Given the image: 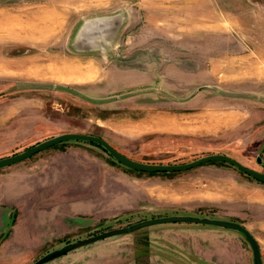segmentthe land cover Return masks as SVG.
Segmentation results:
<instances>
[{"label":"rangeland","instance_id":"374dc122","mask_svg":"<svg viewBox=\"0 0 264 264\" xmlns=\"http://www.w3.org/2000/svg\"><path fill=\"white\" fill-rule=\"evenodd\" d=\"M7 22L0 156L77 131L140 161L220 152L264 172V0H0V26ZM172 213L238 221L264 264L263 182L218 160L133 170L82 140L0 167V264H28L77 237ZM173 248L185 252L161 257L252 264L238 231L187 221L105 237L44 264H79L82 255L148 264L152 252Z\"/></svg>","mask_w":264,"mask_h":264},{"label":"water","instance_id":"95a60500","mask_svg":"<svg viewBox=\"0 0 264 264\" xmlns=\"http://www.w3.org/2000/svg\"><path fill=\"white\" fill-rule=\"evenodd\" d=\"M67 140H82L87 142H93L101 146L114 160L133 170L148 171V172L183 170L198 165L202 162H206L210 160H218L229 163L235 166L238 170L249 175L250 177L264 183V172L246 166L243 163H241L239 160L232 158L224 153H220V152L208 153L202 156H198L192 160L179 162V163H151V162L136 160L126 156L125 154L115 149L107 140L96 134L77 132V131H64V132L56 133L54 135L41 139L35 143H32L31 145L27 146L22 150H19L17 152L8 155L0 156V167L17 162L31 155L32 153L41 150L45 147H48L50 145H53L57 142L67 141ZM256 161H258V157H256ZM175 221L204 223L213 226L234 229L238 231L243 236L245 241L248 243L251 251L252 264H262L257 242L255 241L251 232L241 223L231 219L210 217L207 215H196L189 213H172L166 215L145 217L125 225L110 227L92 234H88L82 237H77L73 240L66 241L65 243H63L58 247L45 251L44 253L40 254L38 257H36L28 264H43L74 248L80 247L82 245L94 242L96 240L105 237L129 233L133 230H136L144 226H148L150 224L161 223V222H175Z\"/></svg>","mask_w":264,"mask_h":264},{"label":"crops","instance_id":"0c3cea01","mask_svg":"<svg viewBox=\"0 0 264 264\" xmlns=\"http://www.w3.org/2000/svg\"><path fill=\"white\" fill-rule=\"evenodd\" d=\"M167 229H169L167 227ZM249 230V229H248ZM250 231V230H249ZM251 232V231H250ZM251 234L253 235V233L251 232ZM164 236H169V233L165 234ZM254 236V235H253ZM255 238V236H254ZM256 240V239H255ZM257 242V241H256ZM258 243V242H257ZM167 249H159L157 252H152L148 258H149V263L148 264H181V263H174L169 261L168 258H165V257H161V254L160 253H172V256H181L185 251L181 250V248H173V251H168ZM177 252V253H176ZM261 257V256H260ZM52 260V259H51ZM50 261V260H49ZM77 261H79V264H91V260L89 259L88 256L86 255H82V256H79L77 258ZM262 261V259H261ZM48 262V261H47ZM45 262V263H47ZM111 261H108V263H105V264H110ZM44 264V263H43ZM101 264H104V263H101ZM118 264V263H117ZM119 264H134L133 261L130 262V261H125V262H122V263H119Z\"/></svg>","mask_w":264,"mask_h":264},{"label":"bare ground","instance_id":"6f19581e","mask_svg":"<svg viewBox=\"0 0 264 264\" xmlns=\"http://www.w3.org/2000/svg\"><path fill=\"white\" fill-rule=\"evenodd\" d=\"M7 25H8V26H7ZM9 26H10L9 23L7 22V23L1 25L0 28H7V27H9Z\"/></svg>","mask_w":264,"mask_h":264},{"label":"trees","instance_id":"16d2710c","mask_svg":"<svg viewBox=\"0 0 264 264\" xmlns=\"http://www.w3.org/2000/svg\"><path fill=\"white\" fill-rule=\"evenodd\" d=\"M90 143H93V142H90ZM93 144H95V143H93ZM97 145V144H96ZM99 146V145H98ZM101 147V146H100ZM102 148V147H101ZM103 149V148H102ZM104 150V149H103ZM154 172V171H153Z\"/></svg>","mask_w":264,"mask_h":264}]
</instances>
